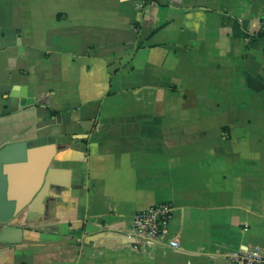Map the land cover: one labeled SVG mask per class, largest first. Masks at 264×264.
I'll return each mask as SVG.
<instances>
[{"label":"crops","instance_id":"1","mask_svg":"<svg viewBox=\"0 0 264 264\" xmlns=\"http://www.w3.org/2000/svg\"><path fill=\"white\" fill-rule=\"evenodd\" d=\"M263 17L264 0H0V149L55 148L0 264H232L264 247ZM33 173L12 169V187ZM158 203L177 249L127 236Z\"/></svg>","mask_w":264,"mask_h":264},{"label":"water","instance_id":"2","mask_svg":"<svg viewBox=\"0 0 264 264\" xmlns=\"http://www.w3.org/2000/svg\"><path fill=\"white\" fill-rule=\"evenodd\" d=\"M54 153L52 145L27 149L22 143H11L0 149V244L22 242V227L11 222L21 223V213L39 193ZM22 167L34 169L32 181L25 188H13L11 170Z\"/></svg>","mask_w":264,"mask_h":264},{"label":"built area","instance_id":"3","mask_svg":"<svg viewBox=\"0 0 264 264\" xmlns=\"http://www.w3.org/2000/svg\"><path fill=\"white\" fill-rule=\"evenodd\" d=\"M140 7H145L146 0H135ZM264 33V17L261 21ZM174 207L170 203H158L147 209L138 211L132 218L133 230L129 238L137 237L150 241H165L172 248H179V241L171 235L170 221ZM232 264H264V247H251L232 254Z\"/></svg>","mask_w":264,"mask_h":264}]
</instances>
